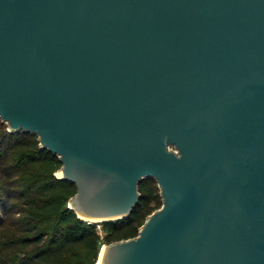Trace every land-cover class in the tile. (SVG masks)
Masks as SVG:
<instances>
[{
	"label": "water",
	"instance_id": "obj_1",
	"mask_svg": "<svg viewBox=\"0 0 264 264\" xmlns=\"http://www.w3.org/2000/svg\"><path fill=\"white\" fill-rule=\"evenodd\" d=\"M0 121L58 157L85 221L155 180L98 264H264V0H0Z\"/></svg>",
	"mask_w": 264,
	"mask_h": 264
},
{
	"label": "trees",
	"instance_id": "obj_2",
	"mask_svg": "<svg viewBox=\"0 0 264 264\" xmlns=\"http://www.w3.org/2000/svg\"><path fill=\"white\" fill-rule=\"evenodd\" d=\"M60 167L35 134L0 125V201L8 195L15 201L12 215L0 218V264H94L103 243L137 235L160 197L155 180L143 179L132 213L101 222L102 235L68 207L76 187L55 175Z\"/></svg>",
	"mask_w": 264,
	"mask_h": 264
},
{
	"label": "rangeland",
	"instance_id": "obj_3",
	"mask_svg": "<svg viewBox=\"0 0 264 264\" xmlns=\"http://www.w3.org/2000/svg\"><path fill=\"white\" fill-rule=\"evenodd\" d=\"M0 125H3V127L7 130V131H9L8 130V127H7V124L6 123H1V121H0ZM12 132V131H11ZM55 174H57V171H56V173ZM10 195H8V196H6L5 198L3 197L2 198V201H0V218H5V217H8V216H10V215H12V207H11V204L13 203V202H15L14 201V199L13 198H11V197H9ZM68 203H69V201H68ZM161 205H162V201H161V197H159L158 198V201H157V204H156V206H155V208L153 209V211H155V210H157V209H159L160 207H161ZM152 211V212H153ZM151 212V213H152ZM150 213V214H151ZM149 215V214H148ZM147 215V216H148ZM15 216H16V214H15ZM146 216V217H147ZM145 217V218H146ZM145 220V219H144ZM144 220H143V222H144ZM143 222H142V224H143ZM94 224H95V228H96V230L99 232V233H101V230H102V225H101V223L100 222H94ZM141 224V225H142ZM140 225V226H141ZM139 226V227H140ZM138 227V228H139ZM138 231V230H137ZM102 235H103V233H101ZM104 244H108V243H103L102 245H104ZM101 245V246H102Z\"/></svg>",
	"mask_w": 264,
	"mask_h": 264
},
{
	"label": "bare ground",
	"instance_id": "obj_4",
	"mask_svg": "<svg viewBox=\"0 0 264 264\" xmlns=\"http://www.w3.org/2000/svg\"><path fill=\"white\" fill-rule=\"evenodd\" d=\"M101 250H102V248L100 249L99 257L97 258L96 264L99 263V260H100V257H101Z\"/></svg>",
	"mask_w": 264,
	"mask_h": 264
},
{
	"label": "built area",
	"instance_id": "obj_5",
	"mask_svg": "<svg viewBox=\"0 0 264 264\" xmlns=\"http://www.w3.org/2000/svg\"><path fill=\"white\" fill-rule=\"evenodd\" d=\"M96 261H97V260H96ZM94 264H96V262H95Z\"/></svg>",
	"mask_w": 264,
	"mask_h": 264
}]
</instances>
